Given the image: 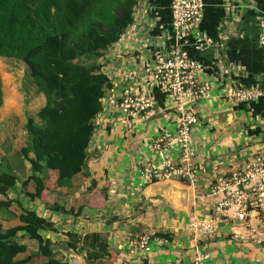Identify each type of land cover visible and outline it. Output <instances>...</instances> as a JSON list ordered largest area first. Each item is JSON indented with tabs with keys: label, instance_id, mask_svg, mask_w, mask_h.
<instances>
[{
	"label": "crops",
	"instance_id": "obj_1",
	"mask_svg": "<svg viewBox=\"0 0 264 264\" xmlns=\"http://www.w3.org/2000/svg\"><path fill=\"white\" fill-rule=\"evenodd\" d=\"M170 2L138 0L134 16L137 32L158 37L167 29ZM203 3L201 30L215 41V46L202 53L186 48L188 55L203 66L201 80L212 85L209 97L195 106L199 123L192 131L191 145L196 151L194 162L200 166L195 182L190 184L184 179L141 184L140 173L146 165L160 168L167 160L175 162L178 154L175 145L165 152L153 149L157 136L176 134L178 121L164 95L153 85H142L136 90L152 96L164 112L148 121L136 122L130 129L102 114L101 124L90 142L91 158L85 171L59 188L56 179L53 181V196L58 195L57 200H61L57 205L72 209V215L48 210L45 207L51 205L46 201L48 195L34 203L25 198L27 207L21 199L23 208L35 210L54 224L57 232L41 231L42 238L54 245L67 242L64 235L67 233L81 237L100 234L108 245L106 264H197L196 248L209 255L203 264H264V248L253 239L258 229L256 219L252 218L246 229L239 231L232 222L216 218L219 222L216 234L198 243L187 230L191 219L207 220L212 215L211 208L217 199L208 195L209 182L225 174L229 162L264 152V98L250 103H230L225 99L226 91L235 87L257 88L264 93V49L257 42L262 0H203ZM128 30L132 26L126 30L125 38L131 36ZM112 65L122 72L120 59ZM28 186L26 192H33ZM96 203L104 208L97 218L92 210ZM19 225L15 223L6 229ZM156 234L166 237L155 238ZM142 235L150 236V251L129 255L127 241ZM28 241L21 240L27 251L19 254L16 261L36 251L29 249ZM34 258L39 257H33L28 264ZM76 261L80 264L77 258Z\"/></svg>",
	"mask_w": 264,
	"mask_h": 264
},
{
	"label": "trees",
	"instance_id": "obj_2",
	"mask_svg": "<svg viewBox=\"0 0 264 264\" xmlns=\"http://www.w3.org/2000/svg\"><path fill=\"white\" fill-rule=\"evenodd\" d=\"M137 4L138 0H0V58L22 62L45 100L36 114L38 121L29 117L25 122L28 145L20 154L30 175L19 182L15 174L0 167V217L8 213L21 224L0 230V264H28L33 257L42 258L43 264H68L56 258L53 244L40 235L41 231L56 233L54 224L35 210L23 208L16 195L41 202L52 184L49 174L56 175L59 188L85 171L95 120L113 88L103 71L105 55L133 24ZM83 60L91 63L83 64ZM13 106V98L5 100L4 107ZM30 182L34 183L31 193L25 190ZM11 193L15 199L9 198ZM13 205L19 213L13 211ZM45 207L52 213L73 214L72 209L65 210L56 202ZM65 235L71 239L68 248L86 264L109 259L102 235ZM22 239L35 242L37 248L16 261L27 251Z\"/></svg>",
	"mask_w": 264,
	"mask_h": 264
},
{
	"label": "built area",
	"instance_id": "obj_3",
	"mask_svg": "<svg viewBox=\"0 0 264 264\" xmlns=\"http://www.w3.org/2000/svg\"><path fill=\"white\" fill-rule=\"evenodd\" d=\"M262 3L263 10L257 17V42L264 49V0ZM203 12V0H171L169 26L158 37H146L141 31L137 32L138 25L135 26L134 21L132 30L127 31L130 38H125L128 34L124 33L105 55L108 64L103 71L113 88L103 100V111L95 120V130L104 113L126 129L136 122L160 116L164 110L157 107L153 97L136 90L145 84L153 85L164 95L178 121L176 134L167 132L153 141L156 152H165L175 145L177 160H167L160 168L146 165L139 177L143 185L184 179L193 184L197 170L200 171V166L194 162L196 151L191 145V134L199 123L195 106L209 97L212 85L201 80L203 66L188 55L186 48L202 53L215 46V41L201 30ZM117 59L121 60L122 72L112 67ZM263 98L261 89L250 87H235L225 93L230 103H250ZM208 190V195L217 200L207 220L193 218L187 224L193 241L198 243L214 236L217 219L230 221L235 230L242 231L253 218L258 226L253 239L264 248V152L229 162L226 173L209 182ZM126 245L129 255L147 253L150 236L131 238ZM195 252L197 264H203L209 257L197 248Z\"/></svg>",
	"mask_w": 264,
	"mask_h": 264
},
{
	"label": "rangeland",
	"instance_id": "obj_4",
	"mask_svg": "<svg viewBox=\"0 0 264 264\" xmlns=\"http://www.w3.org/2000/svg\"><path fill=\"white\" fill-rule=\"evenodd\" d=\"M104 60L105 59L103 58L102 61ZM82 62L83 64L91 63L84 60ZM100 62L101 60H99V63ZM0 81L2 90V106L0 108V167L9 170L17 176L19 182H23L30 175V167L28 163L24 162V159L20 154L21 149L28 145L25 122L29 117L33 118L36 122L38 121L36 114L44 106L45 100L43 95L37 91L28 75L27 68L22 62L0 58ZM12 98L14 100V106L7 109V107H4L5 100ZM49 175L50 180H52V184L48 186L51 190H49L50 193H47L48 197L46 198V201L51 204L52 201L61 203L60 199L57 200L58 195L57 197L53 196V193L55 194V192H53L52 188L55 186L53 181L56 179V175ZM29 184L34 190V183L30 182ZM28 188L29 186L25 190ZM18 192L19 191L16 190L15 193L17 194ZM15 193H11L9 198L15 199L17 196V199L20 198L24 200V204L27 207L26 201L28 200H26L23 196H15ZM50 197L52 200H49ZM13 208V211L16 214L20 212L16 205H14ZM92 210L96 213L97 218V215L101 214L104 208L102 204L99 205V203H96L92 207ZM1 219L0 230H6L7 227L15 223H19L15 217L10 216L8 213H3ZM68 242H71L69 237H67V242L64 244L59 242L53 245L56 258L59 260H67L69 255H75L77 256L76 258L79 260L80 264H86L82 256H79L77 252H73L68 248ZM26 243L28 244L30 250H35L37 248L36 243L33 241H28ZM43 263L44 260L42 258H34V261L31 264ZM98 264L106 263L105 260H103L102 262L99 261Z\"/></svg>",
	"mask_w": 264,
	"mask_h": 264
},
{
	"label": "water",
	"instance_id": "obj_5",
	"mask_svg": "<svg viewBox=\"0 0 264 264\" xmlns=\"http://www.w3.org/2000/svg\"><path fill=\"white\" fill-rule=\"evenodd\" d=\"M68 264H77L76 258L74 255H70L68 256V260H67Z\"/></svg>",
	"mask_w": 264,
	"mask_h": 264
},
{
	"label": "bare ground",
	"instance_id": "obj_6",
	"mask_svg": "<svg viewBox=\"0 0 264 264\" xmlns=\"http://www.w3.org/2000/svg\"><path fill=\"white\" fill-rule=\"evenodd\" d=\"M190 201V200H189Z\"/></svg>",
	"mask_w": 264,
	"mask_h": 264
}]
</instances>
